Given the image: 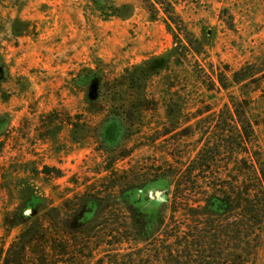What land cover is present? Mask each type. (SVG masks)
I'll return each mask as SVG.
<instances>
[{
    "label": "rangeland",
    "instance_id": "1",
    "mask_svg": "<svg viewBox=\"0 0 264 264\" xmlns=\"http://www.w3.org/2000/svg\"><path fill=\"white\" fill-rule=\"evenodd\" d=\"M251 163L264 0H0V264H264Z\"/></svg>",
    "mask_w": 264,
    "mask_h": 264
},
{
    "label": "trees",
    "instance_id": "2",
    "mask_svg": "<svg viewBox=\"0 0 264 264\" xmlns=\"http://www.w3.org/2000/svg\"><path fill=\"white\" fill-rule=\"evenodd\" d=\"M224 130V128H223ZM235 132L238 136V138L242 141V143L244 145L247 144V140H249V137L246 135L244 137V135L242 134V132L235 127ZM245 173L242 175H237L236 178V187H237V195L240 196H244V198L246 199H242V203H240V205H242L245 209L250 210L252 207L251 204V200L250 198H252V195L256 192H260L261 195H264V177H259L256 171V168L254 167V165L251 163L250 164V168H248L246 171H244ZM252 183H255L253 185H251ZM57 210V209H55Z\"/></svg>",
    "mask_w": 264,
    "mask_h": 264
}]
</instances>
